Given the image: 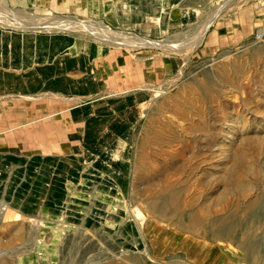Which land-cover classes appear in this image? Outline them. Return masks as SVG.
<instances>
[{"label":"rangeland","instance_id":"1","mask_svg":"<svg viewBox=\"0 0 264 264\" xmlns=\"http://www.w3.org/2000/svg\"><path fill=\"white\" fill-rule=\"evenodd\" d=\"M124 5L118 26L92 34L74 18L0 0L10 30L21 32L24 17L37 39L53 26L73 38L65 55L46 46L45 64H92L91 44L115 61L97 99L48 90L45 119L0 120L11 150L0 153V264H264V230L251 258L234 238L190 258L189 244L164 233L203 226L204 215L228 223L234 212L246 228L259 215L248 205L264 196V0ZM27 53L32 67L37 52ZM65 75L76 82L87 71ZM72 102L81 105L60 112Z\"/></svg>","mask_w":264,"mask_h":264},{"label":"crops","instance_id":"2","mask_svg":"<svg viewBox=\"0 0 264 264\" xmlns=\"http://www.w3.org/2000/svg\"><path fill=\"white\" fill-rule=\"evenodd\" d=\"M17 1L23 9L30 7L37 8L39 11L53 12L54 14L64 15L76 19L78 23H85L86 30H91L92 34L97 33L94 29H104L116 27L121 21V9L125 6L126 0H10ZM12 22V20H11ZM70 22H75L71 20ZM6 21H0V120L11 121L14 118H29L28 114L32 112L33 120L45 119L46 108L44 101L40 100L45 93L50 90H60L67 95L75 94V90L80 87V93L85 96H92L88 101L97 99L95 96L100 95L105 87L102 83L109 69V63L114 61L110 54L107 55L108 48H98L94 44L87 47V50L93 52L94 58L92 64L81 62L79 60H64L56 58L51 64H45L46 46L50 47L51 53L55 55H65V51L72 49L74 42L67 38L66 30L63 34L57 26L47 29L46 33L50 35L49 40L41 34L35 38L33 32L28 28L29 20L23 17L21 19L22 31L14 32L11 27L6 25ZM71 27V26H70ZM40 28H38L39 30ZM68 32V31H67ZM83 31H80L81 33ZM73 33V32H72ZM52 35V36H51ZM86 35V34H84ZM103 35V34H102ZM88 38V36H86ZM91 38H94L93 36ZM46 40V41H45ZM86 40V39H85ZM89 44V43H88ZM37 52V64L32 67L29 64V53L31 50ZM90 49V50H89ZM20 51V54H19ZM87 51V54L89 52ZM25 53V54H24ZM83 53L78 52L77 55ZM106 55V56H104ZM103 56V57H101ZM74 69L87 71V75L75 82V79L65 77L67 71ZM134 87L128 86L125 88ZM123 88V89H125ZM120 90V89H119ZM105 91V89L103 90ZM102 91V93H103ZM118 91V90H114ZM114 91H111L113 93ZM38 96L37 103L30 105L24 101L29 96ZM94 97V98H93ZM99 98V97H98ZM71 100V99H70ZM15 102L21 106L20 113L22 116H14ZM81 102H72L65 106L60 112L75 109ZM71 106H73L71 108ZM32 108V110H31ZM89 109V107H87ZM84 108V109H87ZM83 109V110H84ZM79 110H75L77 112ZM17 112V111H16ZM35 112V113H34ZM74 112V111H73ZM73 112L68 118H74ZM80 112V111H79ZM26 113V116L24 114ZM81 113V112H80ZM36 114V115H35ZM50 116L58 114L57 110H51ZM43 128L45 122L42 123ZM0 153L11 151L7 144L0 145Z\"/></svg>","mask_w":264,"mask_h":264},{"label":"bare ground","instance_id":"3","mask_svg":"<svg viewBox=\"0 0 264 264\" xmlns=\"http://www.w3.org/2000/svg\"><path fill=\"white\" fill-rule=\"evenodd\" d=\"M165 202L167 206H169V202H167V199L165 200ZM259 206H261L260 209L257 210L259 215L253 217L252 215L255 212L252 211L251 216L247 219L250 226L246 228L243 227L244 225H242L241 220H231L234 218V216H236L234 212L230 216V221L228 223H225L224 220L218 218H208L207 215H204L202 220L205 224L203 226H192L191 224L190 226L188 224V226H186L185 228H169L168 230H166L167 233L166 231L164 233L168 235L169 239L172 237V240L170 239L172 242L174 241V239H176L184 240L187 244H189L190 246L187 247L186 251H188L187 253L189 254L190 258L192 256H195V258L198 259L195 253L197 251L202 252L203 249L212 251L216 250V248H219L220 251L224 250L225 245L222 242L224 241L223 239L231 238H234L239 246H244L247 251L246 258H251V254L248 251L249 243L255 241L254 238L258 233L257 231L264 230V196L262 195L260 197H256L255 200L251 201L250 206L248 205V207H252V209L254 210ZM202 212L204 211L202 210ZM206 213L207 212H204V214ZM226 218L227 219L225 220L229 219L228 217ZM147 235L153 239V242H160L158 238L160 236H163L158 230L152 229L147 231Z\"/></svg>","mask_w":264,"mask_h":264},{"label":"built area","instance_id":"4","mask_svg":"<svg viewBox=\"0 0 264 264\" xmlns=\"http://www.w3.org/2000/svg\"><path fill=\"white\" fill-rule=\"evenodd\" d=\"M261 32H262V35H264V27H263V29L261 30Z\"/></svg>","mask_w":264,"mask_h":264}]
</instances>
